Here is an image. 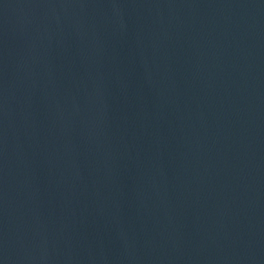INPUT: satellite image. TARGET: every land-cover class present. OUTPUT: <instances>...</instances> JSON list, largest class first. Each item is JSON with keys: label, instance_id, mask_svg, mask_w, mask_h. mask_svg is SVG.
Instances as JSON below:
<instances>
[{"label": "water", "instance_id": "water-1", "mask_svg": "<svg viewBox=\"0 0 264 264\" xmlns=\"http://www.w3.org/2000/svg\"><path fill=\"white\" fill-rule=\"evenodd\" d=\"M0 264H264V0H0Z\"/></svg>", "mask_w": 264, "mask_h": 264}]
</instances>
